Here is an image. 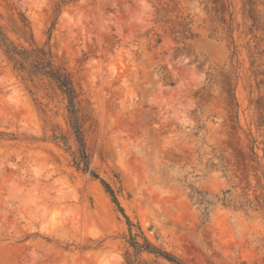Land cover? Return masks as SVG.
<instances>
[{
    "label": "rangeland",
    "instance_id": "1",
    "mask_svg": "<svg viewBox=\"0 0 264 264\" xmlns=\"http://www.w3.org/2000/svg\"><path fill=\"white\" fill-rule=\"evenodd\" d=\"M0 25L73 76L98 175L0 52V264H126L137 226L183 264H264V0H0Z\"/></svg>",
    "mask_w": 264,
    "mask_h": 264
},
{
    "label": "trees",
    "instance_id": "2",
    "mask_svg": "<svg viewBox=\"0 0 264 264\" xmlns=\"http://www.w3.org/2000/svg\"><path fill=\"white\" fill-rule=\"evenodd\" d=\"M63 3L59 4L57 10L61 8ZM24 28H28V22L25 18L21 20ZM54 26V22L50 29ZM180 33L179 31H177ZM30 43L27 46L16 44L8 38L4 32L3 27L0 25V52L11 67V69L21 77L23 82L31 83L33 87L35 80L42 81L44 79L51 82L56 90L63 96L66 102V109L68 112V122L74 134L77 143V151L72 153V162L77 170L88 173L93 178H98V175L89 168L88 154L86 153L84 135L82 130V121L77 108L78 93L74 87L73 76L67 69L58 64L50 50L46 46L36 44L30 35ZM29 93L30 90H28ZM54 140H62L65 143L64 137H54ZM106 193L109 194L112 201L116 203L113 191L107 183L101 181ZM122 211V209H120ZM130 226H134L130 224ZM131 233L127 240L131 251H127L124 255L126 264H145L139 257L142 254L155 255L161 257L172 264H183L182 261L163 251L150 243L143 235L140 228Z\"/></svg>",
    "mask_w": 264,
    "mask_h": 264
}]
</instances>
